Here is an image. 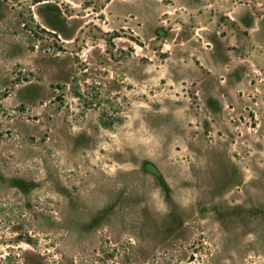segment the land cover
I'll use <instances>...</instances> for the list:
<instances>
[{
  "label": "rangeland",
  "instance_id": "rangeland-1",
  "mask_svg": "<svg viewBox=\"0 0 264 264\" xmlns=\"http://www.w3.org/2000/svg\"><path fill=\"white\" fill-rule=\"evenodd\" d=\"M222 4L264 0H0V264H264V62L196 59Z\"/></svg>",
  "mask_w": 264,
  "mask_h": 264
},
{
  "label": "crops",
  "instance_id": "crops-1",
  "mask_svg": "<svg viewBox=\"0 0 264 264\" xmlns=\"http://www.w3.org/2000/svg\"><path fill=\"white\" fill-rule=\"evenodd\" d=\"M220 8L223 13L231 14V18L233 19L236 28L228 31V39L225 37L226 34L222 36L221 34H215L214 39L208 41L209 47H206V50H198L196 59L205 61L207 57H212L214 61L217 62V60H221L222 54H230L233 52L239 55V60H242L243 65L246 67V61H251L257 57L264 62V7H261V10H256V8H253L254 10H245L240 6H233L231 8L233 10H230L228 4H222ZM257 11H260L258 12L260 13L259 15H256ZM262 12L263 15H261ZM221 27L228 28L224 23L221 24ZM240 30L247 31V37L245 36L244 40L245 42H241L238 38L237 33ZM233 32L235 33L232 35ZM232 44L235 45L234 48H228ZM204 66L209 70L211 69L207 64ZM215 67L222 68L221 64H218V66Z\"/></svg>",
  "mask_w": 264,
  "mask_h": 264
}]
</instances>
